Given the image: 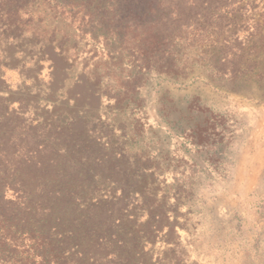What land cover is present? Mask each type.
Wrapping results in <instances>:
<instances>
[{"label": "rangeland", "instance_id": "obj_1", "mask_svg": "<svg viewBox=\"0 0 264 264\" xmlns=\"http://www.w3.org/2000/svg\"><path fill=\"white\" fill-rule=\"evenodd\" d=\"M184 1L0 0V171L68 170L85 264H264V0Z\"/></svg>", "mask_w": 264, "mask_h": 264}, {"label": "trees", "instance_id": "obj_2", "mask_svg": "<svg viewBox=\"0 0 264 264\" xmlns=\"http://www.w3.org/2000/svg\"><path fill=\"white\" fill-rule=\"evenodd\" d=\"M177 4H181V12L171 10L164 17L165 22L171 26L177 20L181 22L187 11L192 10L187 1L180 0ZM163 5L160 2L151 3L149 8L155 11ZM144 21L154 23L152 14ZM195 133L202 139L208 137L204 129L199 128ZM70 178L63 165L48 159L31 162L26 171H0L2 262L85 264L69 247H74L76 252L85 247L82 238L85 229L90 228L86 225L84 213L90 215V210H85L86 206L78 202L80 191L70 186ZM8 190L13 191L10 197L6 194ZM81 254L84 255L82 251Z\"/></svg>", "mask_w": 264, "mask_h": 264}]
</instances>
